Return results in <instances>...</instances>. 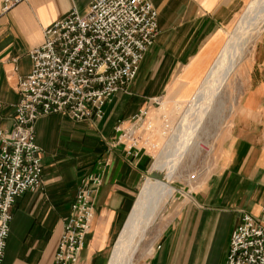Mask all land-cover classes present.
I'll return each instance as SVG.
<instances>
[{
  "label": "crops",
  "instance_id": "crops-1",
  "mask_svg": "<svg viewBox=\"0 0 264 264\" xmlns=\"http://www.w3.org/2000/svg\"><path fill=\"white\" fill-rule=\"evenodd\" d=\"M92 0H24L2 11L0 0V130L12 124L18 80L31 69L29 51L43 29L72 9L85 13ZM159 33L136 76L103 107L101 118L73 121L58 113L39 117L41 187L16 197L1 264H53L63 221L81 179L99 173L91 231L78 264H103L125 224L136 191L151 165L148 145L128 150L116 142L142 108L161 139L155 101L189 100L219 53L228 27L249 0H151ZM244 58V57H243ZM237 68V67H236ZM236 70V69H235ZM236 98L218 133L209 171L161 224L138 264H225L230 236L243 212H264V28L238 64Z\"/></svg>",
  "mask_w": 264,
  "mask_h": 264
},
{
  "label": "built area",
  "instance_id": "built-area-1",
  "mask_svg": "<svg viewBox=\"0 0 264 264\" xmlns=\"http://www.w3.org/2000/svg\"><path fill=\"white\" fill-rule=\"evenodd\" d=\"M24 0H1L7 11ZM159 33L151 0H92L85 13L72 9L43 29V41L29 51L30 72L18 80L19 100L11 127L0 130V264L17 196L38 190L43 182L41 148L35 122L58 113L73 121H93L103 115L112 96L136 76L140 62ZM161 108V103L155 101ZM160 133L169 126L160 112ZM154 123L142 108L126 126L119 123L116 142L128 150L158 147L150 133ZM99 173L81 179L70 204L53 264H78L91 231ZM225 264H264V212L241 214L230 236Z\"/></svg>",
  "mask_w": 264,
  "mask_h": 264
},
{
  "label": "bare ground",
  "instance_id": "bare-ground-1",
  "mask_svg": "<svg viewBox=\"0 0 264 264\" xmlns=\"http://www.w3.org/2000/svg\"><path fill=\"white\" fill-rule=\"evenodd\" d=\"M264 25V0H255L249 12L235 29L214 59L200 86L190 99L177 129L156 155L151 171L162 178L152 177L144 185L111 250L107 264H131L146 228L158 208L174 187L170 180L178 162L193 140L195 125L210 111L229 76L243 59L251 42ZM201 123V122H199Z\"/></svg>",
  "mask_w": 264,
  "mask_h": 264
},
{
  "label": "rangeland",
  "instance_id": "rangeland-1",
  "mask_svg": "<svg viewBox=\"0 0 264 264\" xmlns=\"http://www.w3.org/2000/svg\"><path fill=\"white\" fill-rule=\"evenodd\" d=\"M254 1L255 0H249V2L243 6L241 12L238 13L237 17L232 22V24L228 27L226 39L223 45L235 29L236 25L249 12V9ZM263 28L255 37H253L251 42L248 44V51L245 52L243 60L247 59L250 55L255 45V42L260 33L262 32ZM223 45L221 49L223 48ZM237 72L238 66L236 70L233 71L229 76L223 89L216 97V100L213 103L214 105H212V108L207 113V115L204 116L203 121L200 120L199 122L201 123L198 122L195 125V128L193 130V140L189 147L186 148V150L184 151L185 153L182 154L183 156H181L175 173L170 180V184L174 187V189L161 203L153 221L146 228L144 236L140 241L136 252L133 255L131 264H138L139 261H141V259L146 256L148 247L150 243L154 240L155 235L158 232V229L161 224L170 219L175 206L185 202L188 196V192L195 189L197 184H199L201 178L209 171L210 164L215 153V146L218 140V133L220 132V129L225 125L236 98V79L238 76ZM190 99L183 102L175 101L165 102L162 104V107L160 108L158 114H160V112L167 114V117L169 119V126L166 128L164 135L160 133L162 137L158 140V147L154 149L150 168L148 169L146 176L143 178L138 187V190L136 191V199L132 208L134 207L135 202L140 192L142 191L145 183L150 178H152L149 176V174L152 172L151 166L155 160L156 155L162 150V148H164L167 139L170 137L169 135H172L174 132H176L175 130L178 127L177 125H179L182 116L184 115L183 113L190 104ZM159 121L161 123L160 117ZM115 240L109 246L107 256L103 264H107Z\"/></svg>",
  "mask_w": 264,
  "mask_h": 264
},
{
  "label": "water",
  "instance_id": "water-1",
  "mask_svg": "<svg viewBox=\"0 0 264 264\" xmlns=\"http://www.w3.org/2000/svg\"><path fill=\"white\" fill-rule=\"evenodd\" d=\"M149 176H150V177L161 178L160 174H156V173H153V172H151V173L149 174Z\"/></svg>",
  "mask_w": 264,
  "mask_h": 264
}]
</instances>
